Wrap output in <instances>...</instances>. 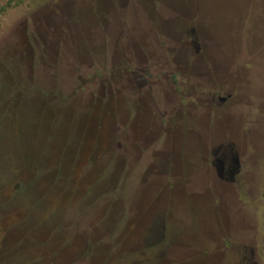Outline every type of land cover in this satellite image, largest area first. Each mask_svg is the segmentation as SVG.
I'll use <instances>...</instances> for the list:
<instances>
[{
  "label": "rangeland",
  "instance_id": "374dc122",
  "mask_svg": "<svg viewBox=\"0 0 264 264\" xmlns=\"http://www.w3.org/2000/svg\"><path fill=\"white\" fill-rule=\"evenodd\" d=\"M176 22L195 46L188 35L181 47ZM119 36L131 60L121 65L149 85L142 101L181 100L187 129L214 144L232 135L246 185L204 178L166 194L165 175H146L167 140L116 132L103 77ZM214 90L231 100L210 111ZM181 144L191 170L197 148L187 136ZM170 209L188 219L187 264H202L193 245L205 225L218 230V257L245 244L247 260L229 264H264V0H0V264H133L159 226L170 237Z\"/></svg>",
  "mask_w": 264,
  "mask_h": 264
},
{
  "label": "flooded vegetation",
  "instance_id": "af4514ba",
  "mask_svg": "<svg viewBox=\"0 0 264 264\" xmlns=\"http://www.w3.org/2000/svg\"><path fill=\"white\" fill-rule=\"evenodd\" d=\"M179 23V22H178ZM93 24V23H92ZM91 25V24H90ZM177 26L176 33L179 36L178 42H181V47L186 46L188 37L191 36L193 38L192 43L195 46L196 42L194 39V32L190 30V33H187L183 30V24L179 23L175 24ZM115 43H113L117 50L118 55L115 58L114 62L116 64L119 59V68L114 67L108 73V77H103L106 83L110 82L109 86L103 89L104 96H107L110 101L105 106H113L115 110V115L113 118L119 120V124L116 132L117 133H131L137 132L138 137L143 139L145 143L149 142L152 139H160L164 137L167 140V143L164 145L160 151L153 150L152 154L154 155V160L145 165L146 175L153 174L155 176L165 175L166 178H163L167 184L168 191L166 194L170 193L177 186H182L191 183L195 184L196 182H202L205 180V184H214L215 181H220L221 183L235 185L238 183L240 186L246 185L248 182V173L246 168L242 167V164L239 162L238 156H236L237 151L233 144V136L227 135V137L219 143H213V141L209 138H204L203 133H196L194 130H191V127L187 129L186 119H184V114L187 109V105H185L181 100L179 102H167L165 99L161 101V99L149 105L142 101V98L138 95V92L141 94L145 91V87L149 89V85L141 84L138 87V83L135 77L138 74L137 68L131 66H122L121 63L124 61L130 62L131 60L126 59V53L130 52L129 43L126 45L122 43L120 36L115 38ZM106 49V48H105ZM104 49V51H105ZM184 49V48H183ZM185 50H178V57H184ZM184 55V56H183ZM106 70V69H105ZM108 72V71H106ZM142 72V73H141ZM140 75L143 77L149 72L144 70L141 71ZM152 72H150L151 74ZM156 75L161 76L163 79L167 78L168 73L155 72ZM151 77V75H150ZM153 78V77H152ZM112 84L114 86H112ZM151 85H155V81L150 82ZM202 83H196L195 89H197V93L199 94V100L196 105L201 107L202 102ZM101 88V87H100ZM140 88V89H139ZM139 89V90H138ZM164 89V88H162ZM138 91V92H137ZM97 90L95 88H88L83 95L85 100H89L91 97L94 98ZM212 99L210 101V111H214V104L221 105L226 101L231 100V95L227 96L218 95V92L211 91ZM81 96V95H80ZM139 96V97H138ZM91 100V99H90ZM86 106L89 108V104ZM196 106V107H197ZM86 110L84 113L88 117V123H90V119H92L90 110ZM188 137L191 144H195V157L192 155V159L198 160L199 163L194 165V168L191 170H187L182 165L184 161L183 158V148L181 142L183 141V137ZM147 141V142H146ZM193 159V160H194ZM143 168V170H144ZM153 173H150V172ZM191 171L189 174H187ZM201 171V172H200ZM205 173L206 176L202 177V175L198 178L199 174ZM195 175L194 179L192 175ZM179 175V177L174 178V176ZM193 175V176H194ZM197 176V177H196ZM160 178V177H159ZM205 178V179H204ZM158 179V178H157ZM204 179V180H202ZM192 180V181H191ZM161 183V182H160ZM161 183V184H163ZM165 194V195H166ZM192 193H189L190 196ZM195 194V193H194ZM156 196L152 199V202L156 201H164V196L161 198L160 196ZM164 195V193H163ZM158 198V199H157ZM171 213V209H170ZM141 218L136 216L134 220H132L136 226L135 228H139L141 224ZM188 219H182L175 214H170L168 228L170 237H168L167 241H165V233L164 226H159L160 230L158 233V238L152 243H148L144 245V247L138 248L140 252L135 253V259L133 260V264H187L190 262V257L187 255V248L192 245H184L182 246L179 241L184 237V232L189 228ZM211 230V231H209ZM217 229H213V227L209 225H205L203 229L204 233V244L198 246L193 245L194 250L196 249V255L200 257V261L202 264H229L234 262L235 259L231 258V255L237 254L241 255L244 253L242 250H245L247 247L245 244H237V247H229L225 248L222 257H218V248L215 246L213 240L215 239ZM207 231L210 232L208 235ZM216 231V232H215ZM246 232V231H245ZM207 234V235H206ZM245 237V233L243 235ZM242 238L241 241L244 242L245 238ZM234 240H237L234 238ZM162 243V244H161ZM254 251V248L252 249ZM143 251V252H141ZM229 251V252H228ZM195 254V253H194ZM228 255L230 257H228ZM246 255H242L241 261L245 262L247 260Z\"/></svg>",
  "mask_w": 264,
  "mask_h": 264
}]
</instances>
